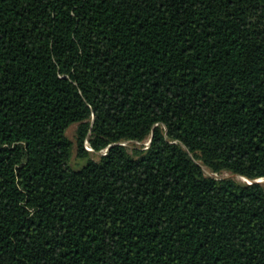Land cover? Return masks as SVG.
<instances>
[{
    "label": "trees",
    "instance_id": "16d2710c",
    "mask_svg": "<svg viewBox=\"0 0 264 264\" xmlns=\"http://www.w3.org/2000/svg\"><path fill=\"white\" fill-rule=\"evenodd\" d=\"M258 180L264 0H0V264H264Z\"/></svg>",
    "mask_w": 264,
    "mask_h": 264
},
{
    "label": "rangeland",
    "instance_id": "374dc122",
    "mask_svg": "<svg viewBox=\"0 0 264 264\" xmlns=\"http://www.w3.org/2000/svg\"><path fill=\"white\" fill-rule=\"evenodd\" d=\"M76 129H77V124H72L68 127L67 131H66V135L67 137L74 143L73 144V148H72V153H71V157H70V161H69V165L71 166L72 169H79L81 168L82 166L85 165V160L83 159H79L77 156H76V146H75V134H76ZM128 151H131L132 148H134L135 146L132 144V142H126V143H123ZM138 144V143H137ZM85 149L87 151H89V153L91 154L92 158L93 159H97L98 156L97 155H100L101 152L99 153H93V151H91V148L90 146L85 142ZM206 174H209L208 171H206ZM223 176H229L228 174H223ZM231 177V176H229Z\"/></svg>",
    "mask_w": 264,
    "mask_h": 264
},
{
    "label": "water",
    "instance_id": "95a60500",
    "mask_svg": "<svg viewBox=\"0 0 264 264\" xmlns=\"http://www.w3.org/2000/svg\"><path fill=\"white\" fill-rule=\"evenodd\" d=\"M257 182L264 183V180H258Z\"/></svg>",
    "mask_w": 264,
    "mask_h": 264
}]
</instances>
